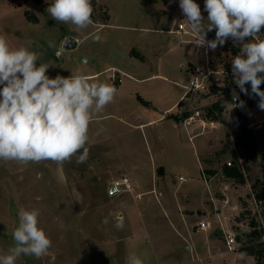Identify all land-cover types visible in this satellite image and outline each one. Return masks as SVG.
Masks as SVG:
<instances>
[{
	"label": "rangeland",
	"instance_id": "obj_1",
	"mask_svg": "<svg viewBox=\"0 0 264 264\" xmlns=\"http://www.w3.org/2000/svg\"><path fill=\"white\" fill-rule=\"evenodd\" d=\"M196 2L207 26L204 0ZM52 3L0 0V35L13 48L27 47L31 41L30 50L40 56L37 66L49 64L46 74L50 78L82 74L91 82L96 77L89 75L102 71L98 77L107 81L109 74L104 70L111 56L128 51V40L144 36L152 40L157 36L154 29L176 22L185 23L190 31L186 17H179V0H96L93 15L102 22L108 14L107 24L93 22L80 30L54 21L46 11ZM96 35L101 37L99 42H94ZM68 37L81 42L74 49H64ZM259 38L264 39V34ZM207 39H215V30L208 32ZM175 41L189 48L194 62L186 63V70L203 84L198 99L184 104V112L189 117L195 110H203L218 123L217 128L203 135L196 129L198 139L192 143L171 121L147 129L134 127V120L122 118L111 102L89 126L86 162L77 163L80 153L62 164L0 161V254L14 246L12 233L23 208L39 209V227L52 246L45 256H21L16 264H127L130 253L144 264H256L244 248L250 245L251 231L264 240V200L258 201L253 189L257 181L261 182L257 191L264 189V110L258 108L259 97L245 95L234 83L231 60L241 46L230 38L211 50L197 45L192 33L181 34ZM131 53L140 56L135 48ZM231 87L244 107H233L232 100L213 107L229 96ZM246 88L250 93V84ZM238 112L247 116L243 123L257 142L256 157L249 154L244 158L248 153L237 143ZM202 140L205 143L199 147ZM204 147L206 154L200 156ZM155 158L177 175L170 178V184L160 179L165 174L162 168H155ZM229 167L243 172L245 182L227 175ZM122 176L132 180L136 193H144L141 200L128 194L107 195L111 182ZM180 177L188 183L180 185ZM199 179L205 186L207 207H200L198 195L186 209L184 194L195 189ZM121 216L124 227L117 230L114 225ZM105 218L109 223H102ZM200 222L210 224L208 232L198 231ZM227 231L236 235L237 252L228 250ZM208 233L213 235L210 247L205 242Z\"/></svg>",
	"mask_w": 264,
	"mask_h": 264
},
{
	"label": "clouds",
	"instance_id": "obj_2",
	"mask_svg": "<svg viewBox=\"0 0 264 264\" xmlns=\"http://www.w3.org/2000/svg\"><path fill=\"white\" fill-rule=\"evenodd\" d=\"M179 8L186 17L196 44L215 50L228 39L240 45V53L231 60L234 83L245 95L259 97L258 108L264 110V0H204L207 26L196 0H179ZM56 22L70 24L77 30L93 23L91 0H53L46 9ZM215 30V39L207 34ZM247 38H252L245 42ZM101 37L96 35L94 42ZM28 46L10 47L0 35V161H15L21 165L53 161L62 164L80 153L77 163L89 156L86 144L89 126L96 114L111 103L117 89L107 83L90 82L82 74L69 77L46 73L49 64L41 63L37 52ZM53 45L50 43L49 47ZM251 86L249 93L246 84ZM239 96L233 93V100ZM244 107V102L233 107ZM82 150V151H81ZM19 224L13 231L14 246L0 254V264H16L21 256L37 259L45 256L52 241L39 227V209H21ZM103 224L109 223L105 218ZM124 227L121 216L114 225ZM127 264H144L135 253H130Z\"/></svg>",
	"mask_w": 264,
	"mask_h": 264
},
{
	"label": "crops",
	"instance_id": "obj_3",
	"mask_svg": "<svg viewBox=\"0 0 264 264\" xmlns=\"http://www.w3.org/2000/svg\"><path fill=\"white\" fill-rule=\"evenodd\" d=\"M177 26L178 23L176 22L168 27L163 26L154 29V34H157V36L152 40L145 36L142 37V40L140 38L141 41L128 40V51L124 49L122 51L123 55L113 53L111 56L110 63L104 70V72L109 74L107 81L99 79L98 76H100L102 71L89 76L96 77L91 82L107 83L117 89L115 98L112 101L116 105L115 112L119 113L122 118L128 117V119L134 120L132 121L134 127L147 129L157 125L159 122L167 121V123H170L169 121H171L173 127L180 129L181 135L183 134L188 139V142H191L189 137L196 133V126L189 128V136L180 120L187 117L184 112V104H191V102L198 99L197 92L188 94L187 90L189 83L195 78V74L186 70V63L194 62V59L189 48L181 47L175 41V39L179 41V35H181L176 32ZM75 40L77 46L81 40ZM134 48L140 52V56L131 53ZM115 76L118 77V80L114 78ZM175 117L178 119L182 118L177 120ZM200 142H198L199 147L200 145L202 146V143H205V140ZM161 148L163 147L158 149L159 152ZM205 154L204 147L200 156ZM200 161L202 160L200 159ZM156 167L163 169L165 175L160 179H163L162 181L166 184L171 183V177L177 176L172 175L166 166L155 158ZM179 179L180 185H185L189 181L187 180V182L183 183ZM199 181L197 182L198 187L186 190L184 208L187 209L190 205H193V201L198 198V195L201 196L197 203L200 207H207V202L204 198L206 193L205 186L201 179ZM201 188L203 189L202 193L199 191ZM163 203L165 204V202ZM190 211H193V208ZM169 212L172 215L175 214L174 211ZM209 229L205 230V232H208ZM198 231L203 230L198 229ZM211 235L208 233V238L205 241L208 247L212 243L213 235Z\"/></svg>",
	"mask_w": 264,
	"mask_h": 264
},
{
	"label": "built area",
	"instance_id": "obj_4",
	"mask_svg": "<svg viewBox=\"0 0 264 264\" xmlns=\"http://www.w3.org/2000/svg\"><path fill=\"white\" fill-rule=\"evenodd\" d=\"M179 17L181 18H185V16L183 15L182 11L180 10L179 12ZM186 24L185 23H178L176 32L178 34H186L189 35L191 34L190 31H188L186 29ZM205 81V80H204ZM203 84L200 83V78L199 77H195L188 85L187 90H188V94H195L201 87ZM235 92V94H237V91L234 90L233 87L230 88V92H229V96L232 98V103H234L235 105H239L240 100H233V93ZM239 107V106H238ZM184 129L187 131L188 135L189 134V128L192 126H197L196 129H201L200 134H204L206 131H212L214 129L217 128L218 123L214 120H212L209 116H207V113L203 110H195L189 117H187L184 122L182 123ZM198 129V130H199ZM198 135L193 134L189 137V140L191 142H193L196 137ZM229 166H232V162L230 161L228 163ZM181 182L185 183L187 182L186 178L180 177L179 179ZM131 195L133 196L135 199L137 200H141L144 196V193H136L135 191V187L134 184L132 182V180L127 177V176H122L119 177L115 180H113L111 182V185L109 187V189L107 190V195L109 197H117V196H122V195ZM200 229L201 230H208L210 228V224L208 222H200L199 223ZM226 245L228 247V250L230 252H237L239 250L238 246H237V242H236V235L232 232H227L226 236Z\"/></svg>",
	"mask_w": 264,
	"mask_h": 264
},
{
	"label": "trees",
	"instance_id": "obj_5",
	"mask_svg": "<svg viewBox=\"0 0 264 264\" xmlns=\"http://www.w3.org/2000/svg\"><path fill=\"white\" fill-rule=\"evenodd\" d=\"M91 4H92V7H94L96 5V0H91ZM108 20H109L108 14H106V18L102 22L101 21L99 22V20L96 19V17L92 13V21L95 23H102L106 25ZM260 34H264V29L261 30ZM249 84H246L245 87H247ZM261 88L264 90V83L261 84ZM242 96L245 97L244 94ZM231 99L232 98L230 96L221 98L220 100H218L217 102L213 104V107H218L222 103H225ZM237 116L239 118L238 123H237L238 129L240 130V134L237 137V143L244 150V152L248 153V156H244V158L248 159L249 154L251 155L250 157H256L257 148H258L257 142L255 141L253 137L252 130L243 123L247 121V116L245 114H242L241 112H238ZM175 119L179 120L177 117H175ZM263 161H264V157H263ZM226 174L231 177L238 178V180L241 183L245 182L243 172H241L236 167L226 168ZM260 183H261L260 181H257L255 185L253 186V189L256 192V193L254 192L255 197L258 201L264 200V189H262L261 192L257 191L258 190L257 185ZM248 237L250 239V245L248 244V246L245 247L244 250H246L250 255L255 257L256 264H264V240L258 236L257 232H253V231L248 233Z\"/></svg>",
	"mask_w": 264,
	"mask_h": 264
},
{
	"label": "water",
	"instance_id": "obj_6",
	"mask_svg": "<svg viewBox=\"0 0 264 264\" xmlns=\"http://www.w3.org/2000/svg\"><path fill=\"white\" fill-rule=\"evenodd\" d=\"M76 40L73 39L72 37H68L66 40H65V43H64V49H68V50H71V49H74L76 48Z\"/></svg>",
	"mask_w": 264,
	"mask_h": 264
}]
</instances>
